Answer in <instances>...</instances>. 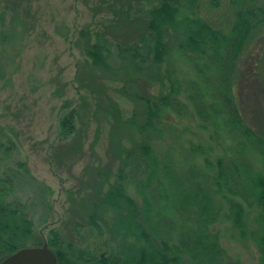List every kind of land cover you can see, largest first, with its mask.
Returning <instances> with one entry per match:
<instances>
[{"label":"rangeland","instance_id":"rangeland-1","mask_svg":"<svg viewBox=\"0 0 264 264\" xmlns=\"http://www.w3.org/2000/svg\"><path fill=\"white\" fill-rule=\"evenodd\" d=\"M158 1L0 0V127L10 140L9 150L0 151V172L12 177L14 195L25 205L43 243L53 229L76 247L106 250L107 233L99 238L87 226L85 207L97 201L100 190L106 189V179L112 182L120 149L138 139L128 121L141 123L145 106L122 94L125 85L141 97L165 95L171 86L178 90L176 97L186 113L162 112L161 136L152 146L158 157L168 156L180 172L195 168L213 177L215 169L207 168L206 162L212 165L221 158L229 165L243 158L264 174V159L242 132L247 129L264 142V89L255 70L264 50V27L241 53L233 74L231 106L235 112L230 114L243 129L231 128L225 107L202 122L187 99L192 83L204 91L201 78L178 50L182 38L171 31L166 35L169 55L156 70L162 74L161 84L141 80L127 84L119 74L125 71L120 70L115 45L132 44L145 32L147 12ZM234 2L198 0L195 13L213 28L227 32L237 8ZM253 2L264 6V0ZM87 34L92 41L98 34L107 41L108 71L90 66L84 55ZM210 100L206 97L207 103ZM114 106L120 120H116ZM70 109L76 112L75 131L64 140L58 124ZM128 193L138 198L131 185ZM244 209V234L225 219L226 202L217 223L210 227L219 235L224 264H258L252 237L257 211L245 204Z\"/></svg>","mask_w":264,"mask_h":264},{"label":"trees","instance_id":"trees-1","mask_svg":"<svg viewBox=\"0 0 264 264\" xmlns=\"http://www.w3.org/2000/svg\"><path fill=\"white\" fill-rule=\"evenodd\" d=\"M197 3L198 0H159L147 12L145 32L132 44L115 45V52L122 64L120 70L125 71L119 73L125 83L141 80L161 84L162 74L156 70L169 55L166 35L171 31L181 37L178 50L194 64L204 87L201 91L192 83L193 91L187 99L197 118L207 122L217 108L219 113L223 112L222 107L228 114L235 112L231 86L236 63L264 27V6H254L253 0H235L233 21L224 32L196 16ZM184 12L187 14L179 18ZM102 37L98 34L92 41L87 34L84 55L92 68L108 71L110 52ZM127 87L121 89L122 94L145 106L141 123L128 121L138 139L130 147L120 149L112 182L106 179V189L100 190L96 202L85 207L87 226L99 238L107 233L106 250L76 247L52 229L46 243L56 264H224L226 256L219 235L210 230L221 216L223 202L228 204L225 219L241 234L245 227L244 204L255 207L257 228L252 237L258 248V264H264V174L243 158L230 161L229 165H224L221 158L212 165L206 162L207 168L215 169L213 177L195 168L180 172L168 156L158 157L152 146L161 136L158 126L162 112L170 110L179 116L186 113L176 97L178 90L171 86L165 95L141 97ZM114 111L116 120H120L117 106ZM230 115L227 123L231 128L243 129L240 120ZM75 119L74 109L62 115L58 124L61 139L72 136ZM242 132L264 159V142L247 129ZM9 145L10 140L0 127V151H8ZM130 185L137 199L129 195ZM42 244L25 205L14 195L12 177L0 172V260L21 248Z\"/></svg>","mask_w":264,"mask_h":264},{"label":"water","instance_id":"water-1","mask_svg":"<svg viewBox=\"0 0 264 264\" xmlns=\"http://www.w3.org/2000/svg\"><path fill=\"white\" fill-rule=\"evenodd\" d=\"M256 73L264 86V53L255 65ZM0 264H56V257L46 242L37 247H25L0 260Z\"/></svg>","mask_w":264,"mask_h":264},{"label":"flooded vegetation","instance_id":"flooded-vegetation-1","mask_svg":"<svg viewBox=\"0 0 264 264\" xmlns=\"http://www.w3.org/2000/svg\"><path fill=\"white\" fill-rule=\"evenodd\" d=\"M262 84V83H261ZM263 86V85H262ZM263 89H264V87H263Z\"/></svg>","mask_w":264,"mask_h":264}]
</instances>
